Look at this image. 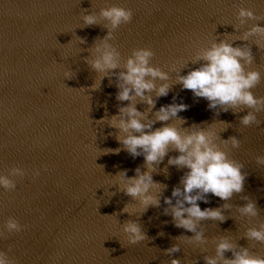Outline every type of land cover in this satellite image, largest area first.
Listing matches in <instances>:
<instances>
[{
  "label": "water",
  "instance_id": "obj_1",
  "mask_svg": "<svg viewBox=\"0 0 264 264\" xmlns=\"http://www.w3.org/2000/svg\"><path fill=\"white\" fill-rule=\"evenodd\" d=\"M112 4L134 12L132 22L121 25L112 41L122 58L133 48L151 47L156 53L152 63L170 71L172 90L157 100L153 112L176 96L177 103L189 105L179 113L187 120L184 127L214 121L221 132L224 125L219 120L228 121L232 126L222 131L221 137L234 135L242 142L240 148L229 146V154L245 165L244 192L227 201L232 207L224 210L225 221L201 222L208 237L205 245L175 238L193 233L175 227L172 217L164 214L167 205L163 197L171 196L186 171L169 166L166 175L163 169L168 157L153 173L154 180L168 186L161 207H149L141 215L139 205L132 202L136 204L134 216L121 212L131 197L117 190L114 184L120 182L113 176L124 169L129 177L134 176L138 166L147 169L143 168V156L133 158L124 150L119 154L102 151L121 145L109 135L117 130L107 125L108 120H97L117 114L118 106L128 102L117 101L115 77L111 84L105 77L99 90L91 89L100 74L83 58L90 55L86 49L94 39L105 36L107 29L99 25L79 28L85 9L98 14ZM240 6L264 14V0H0V174H7L13 166L28 170L24 178H16L14 192L0 187V229L10 216L25 226L6 240L0 238V250L18 264H170L173 258L182 264H205L203 257L215 254V238L228 235L253 253L264 255V244L244 237L248 227L264 221V165L256 162L257 156L264 155V122L259 127L242 126L239 116L246 115L247 109L216 116L207 100L195 98L176 84L183 61L191 60L198 47L209 46L216 35L223 38V33L236 31L231 24L237 23ZM253 23L256 21H249L240 32ZM259 23L264 26V21ZM76 35L85 37L87 43L80 44ZM243 43L235 41L236 45ZM252 51L256 60L251 67L264 74V50L252 44ZM174 63L176 71H171ZM197 66L189 64V68ZM69 67L76 72L73 79L64 76ZM189 68L181 74L186 75ZM253 91L264 96V81ZM137 107L143 111L147 105ZM258 118L264 121V112L258 113ZM172 122L179 125L178 120ZM161 126L157 122L154 128ZM172 155L178 153L170 152ZM37 168L41 175L34 178L32 170ZM245 195L257 202L258 217H241L238 212L237 205L247 203L241 198ZM209 201L198 203L202 209L225 203L211 194ZM127 219H138L149 239L129 244L121 227ZM161 232L164 235H159ZM176 243L181 250L167 255L164 250ZM225 255L231 258L232 253Z\"/></svg>",
  "mask_w": 264,
  "mask_h": 264
},
{
  "label": "clouds",
  "instance_id": "obj_2",
  "mask_svg": "<svg viewBox=\"0 0 264 264\" xmlns=\"http://www.w3.org/2000/svg\"><path fill=\"white\" fill-rule=\"evenodd\" d=\"M133 17L134 12L131 8L112 4L101 8L98 14L85 9L81 16L83 23L79 27L83 29L99 25L107 29L105 36L102 38L97 36L94 39L93 44L86 49L90 55L83 58L91 70L100 74L99 81L95 80L90 86L91 89L99 90L105 77L109 78L110 84L112 77H115V86L118 89L117 101L128 102L126 105L118 106L117 114L111 117L106 114L101 120H97H108L107 125L117 130L109 135H114L121 145L115 149L106 148L102 151L104 154H119L124 150L133 158L143 156V168L147 169L145 171L138 166L134 176L129 177L127 169L113 176L120 182L114 184L118 185L117 190L131 197V201L124 205L121 212L134 216L136 204L132 202L139 205L141 215L147 212L149 207H161V197L168 186L154 180L153 173L157 172L156 169L165 157H168L167 165L163 169L166 175L169 174V166L186 171L181 176L179 184L173 187L171 196L163 197L164 204L167 205L163 209L164 214L172 217L175 227L193 233L191 236L180 235L175 238L205 245L208 237L201 222L225 221L227 217L224 210L232 207L227 201L234 194L244 192L248 176L247 172L242 171L245 165L229 154L231 150L229 146L240 148L242 142L234 135L229 136L228 139L221 137L220 133L232 126L228 121L219 120L224 125L221 132H217L214 121L193 123L189 127H184L187 120L179 113L186 111L189 105L177 103L176 96H173L172 103L162 105L153 112L157 100L168 96L172 90L173 85L169 83L170 71H165L152 63L156 53L151 47L133 48L131 54L124 59L118 46L112 43L116 30L121 25L131 23ZM236 21L237 23L231 24L236 29L235 32H225L223 38L216 35L209 46L198 47L191 60L183 61V66L177 74L176 84H180L182 90H190L195 98L207 100L208 108L213 110L216 116L221 112L229 111L238 114L247 109L246 115L239 116V123L245 127L252 125L259 127L264 122L258 118V113L264 112V96H256L253 89L264 81V74L259 68L251 66L256 60L252 44L257 45L259 50H264V26L259 23L264 21V14H257L252 8L240 6L236 13ZM249 21L256 23L241 33L240 29ZM76 37L80 44L87 43L85 37L77 35ZM238 40L245 43L236 45L235 41ZM249 40H252L251 44L248 43ZM190 63L198 66L189 68ZM185 68H189L187 74H181ZM171 71H176L175 63L171 66ZM64 76L66 79H73L76 77V72L69 67ZM79 89L84 90V88ZM137 104H145L147 107L142 111ZM174 120H178L179 125L173 123ZM157 122H161L162 126L154 128ZM205 124L207 127L203 126ZM261 131H264V128ZM170 152H176L178 155L169 156ZM256 162L264 165V155L257 156ZM43 168L45 171L48 170L47 165ZM26 175H28L27 169L13 166L7 174H0V187L7 192H14L17 188L16 178L22 179ZM40 175L39 168L32 170L34 178ZM111 193V196L116 195V192ZM209 194L225 203L220 207L202 209L198 201L209 203ZM241 198L247 201L244 205H237L241 217H258L260 209L257 207V202L247 195ZM113 214L119 216L121 213ZM24 227L18 218L10 216L5 221L3 229H0V238L6 240L10 234L23 231ZM121 227L129 244L135 245L149 239L138 219H127ZM159 235L164 233L161 232ZM244 237L248 241L264 244V221L258 226L248 227ZM215 244V254L203 257L205 264H264V255L253 253L249 247L237 244L228 235L215 238ZM180 250V244L176 243L164 252L171 256ZM8 251H11V246ZM227 252L232 253L231 258L225 255ZM0 264H18V262L7 252L0 250ZM170 264H182V262L178 258H173Z\"/></svg>",
  "mask_w": 264,
  "mask_h": 264
}]
</instances>
